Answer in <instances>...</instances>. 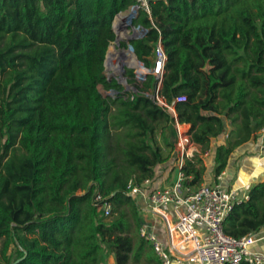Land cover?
<instances>
[{
    "label": "trees",
    "instance_id": "trees-1",
    "mask_svg": "<svg viewBox=\"0 0 264 264\" xmlns=\"http://www.w3.org/2000/svg\"><path fill=\"white\" fill-rule=\"evenodd\" d=\"M147 2L133 20L146 33L131 42L143 65L130 59L127 76L144 78L160 42L166 62L158 96L175 101L177 122L190 126L200 148L182 167L196 189L203 154L213 149L216 177L264 128V0ZM134 6L0 0V264H103L105 253L114 264H161L139 237L143 220L126 186L154 178L165 161L156 130L175 132V118L149 98L113 104L98 89L112 21ZM156 90L147 75L140 91ZM113 132L122 165L111 156ZM161 134L173 147L175 136L172 143ZM96 193L111 203L110 217L97 212ZM262 227L264 181L233 206L223 231L240 239Z\"/></svg>",
    "mask_w": 264,
    "mask_h": 264
},
{
    "label": "built area",
    "instance_id": "built-area-1",
    "mask_svg": "<svg viewBox=\"0 0 264 264\" xmlns=\"http://www.w3.org/2000/svg\"><path fill=\"white\" fill-rule=\"evenodd\" d=\"M136 1L138 9L142 7L148 11L147 0ZM165 62L166 55L159 42L154 52L153 67L148 69L143 66L146 69L144 78L135 79L142 85L147 75L153 76L157 82L154 101L167 108L175 118L176 142L172 152L175 177L171 184L159 188H152L149 179L140 184L130 180L126 190L127 196L135 198L136 203L143 198L146 207L162 218L169 242L164 244L157 237L154 227L148 224L139 228V237L151 246L161 264H264V253L250 249L264 240V227L240 239L223 231L224 220L234 205L248 200V192L239 197L237 190L226 189L222 184L223 172L215 177L212 184H201L194 189L189 184L191 178L182 170L184 162L199 153L192 149L194 144L190 142L189 129L177 122L174 108L158 96ZM185 100V97H180L176 102ZM257 141L264 153V128L257 133ZM82 193L79 191L78 195ZM93 205L105 218L111 216L112 206L105 197L96 193Z\"/></svg>",
    "mask_w": 264,
    "mask_h": 264
},
{
    "label": "crops",
    "instance_id": "crops-1",
    "mask_svg": "<svg viewBox=\"0 0 264 264\" xmlns=\"http://www.w3.org/2000/svg\"><path fill=\"white\" fill-rule=\"evenodd\" d=\"M182 126L186 129L190 127L186 124ZM192 149L195 153L200 152V148L196 145H193ZM163 157L165 161L157 165L154 169L155 175L151 180L152 188H159L171 184L174 180L175 164L173 156L171 154L169 157ZM202 159L206 168L202 184H212L215 180L213 174V169L215 167L213 149L205 155H202ZM223 173L225 174L222 182L223 186L228 190H237L239 197L247 193L255 183L264 181V153L260 151L257 139L250 140L248 143L235 149L230 155ZM137 205L143 224L153 226L157 237L164 244H167L169 240L164 229V223L161 222L162 219L159 218L160 216L154 214L146 207L143 198L138 199ZM250 249L252 251L264 253V240L251 246Z\"/></svg>",
    "mask_w": 264,
    "mask_h": 264
},
{
    "label": "water",
    "instance_id": "water-1",
    "mask_svg": "<svg viewBox=\"0 0 264 264\" xmlns=\"http://www.w3.org/2000/svg\"><path fill=\"white\" fill-rule=\"evenodd\" d=\"M137 10H138L137 6L132 7V12L128 16L129 23L128 25H124V27L126 26V28L129 27L126 30V32L128 33L127 40L121 44L120 43L121 38L119 36L118 31L115 29L116 19L120 17L122 14V13H118L114 17L112 21V25H111V30H112V33L114 34V40L107 41L106 43L107 51L105 54L103 65H102V77L104 75L107 76L106 81L110 87L109 94L113 95L115 99H110L109 97L108 99L106 98H103V99L108 100L109 102L113 104H116L119 102H127L128 94L131 95L133 99L134 98H145V99L149 98L151 100H154L155 98L153 94L140 91V88L142 85L138 84L135 78L131 79L130 77L127 76V72H128L127 70H129L128 61L132 59L135 63H140L134 53L131 42L133 40L142 38L146 33L145 29L141 28L140 26L133 25V20L136 19L137 17ZM111 45H113L114 51H110ZM114 64L117 66L115 68V71L112 68H110ZM107 71H110V73H107ZM115 84L121 86L123 88V91H116L113 88ZM174 102L172 103V106L174 105ZM133 200L136 203V199L134 198ZM19 261L20 260H17L13 264L18 263Z\"/></svg>",
    "mask_w": 264,
    "mask_h": 264
},
{
    "label": "rangeland",
    "instance_id": "rangeland-1",
    "mask_svg": "<svg viewBox=\"0 0 264 264\" xmlns=\"http://www.w3.org/2000/svg\"><path fill=\"white\" fill-rule=\"evenodd\" d=\"M131 12H132V8H130L129 10L123 12L122 14L123 15H128ZM137 15H138V13H137ZM141 65H143V64L141 63ZM106 80H107V76L104 75L103 76V81L98 86V89H99L102 97L108 99V94L110 93V88H109ZM144 81H145V79L143 80V82ZM143 82H141V83H143ZM116 87L117 86H115L114 89H117ZM118 90L119 91H123V88L120 86V89H118ZM147 93L152 94L153 92L152 91H147ZM128 98L131 99V95L128 94ZM162 131L169 138V142H172V143L174 141V136H175V139H176V132H173V130L171 131L170 129H167L164 125L163 126L161 125V126H159L157 128L156 133H155L156 143L161 148V151H162L163 156L169 157L172 154V152H173L174 145H173V147H172V145H171V147H166L163 144L162 134H161ZM112 134H113V136H112V138L110 140V144H111V148H112L111 149V156L116 159V163L118 165H122L121 154H120L119 150H117L116 147H115L116 146V136L114 135L115 132H113ZM175 142H176V140L174 141V143ZM159 218H161V217H159ZM161 222H163V221H161ZM1 244H2V240L0 239V249H1ZM8 254H14V247L13 246L10 247ZM102 262H103V264H114V261H113L111 255L108 254V253L103 254V256H102Z\"/></svg>",
    "mask_w": 264,
    "mask_h": 264
},
{
    "label": "bare ground",
    "instance_id": "bare-ground-1",
    "mask_svg": "<svg viewBox=\"0 0 264 264\" xmlns=\"http://www.w3.org/2000/svg\"><path fill=\"white\" fill-rule=\"evenodd\" d=\"M129 14L128 15H123V14H121V16L120 17H118L117 19H116V22H115V29L118 31V33H119V36H120V38H121V41H120V43H123V42H125L126 40H127V37H128V33L126 32V30L129 28V27H127L126 28V26L124 27V25H128V23H129ZM113 47V46H112ZM113 51H114V47H113ZM117 66L114 64V65H112L110 68H112L114 71H115V68H116ZM110 73V72H109ZM127 88V87H126ZM108 97H111V98H115L113 95H111V94H108Z\"/></svg>",
    "mask_w": 264,
    "mask_h": 264
}]
</instances>
